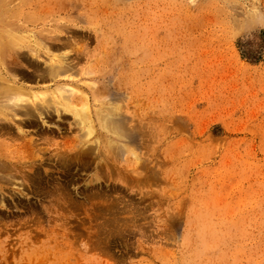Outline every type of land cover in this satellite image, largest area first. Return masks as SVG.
Returning a JSON list of instances; mask_svg holds the SVG:
<instances>
[{
  "label": "rangeland",
  "instance_id": "obj_1",
  "mask_svg": "<svg viewBox=\"0 0 264 264\" xmlns=\"http://www.w3.org/2000/svg\"><path fill=\"white\" fill-rule=\"evenodd\" d=\"M98 2L0 0V84L94 124L44 91L48 122L0 136L27 164L0 171V264H264V0ZM142 32L159 63L131 65ZM56 54L74 71L29 79Z\"/></svg>",
  "mask_w": 264,
  "mask_h": 264
},
{
  "label": "bare ground",
  "instance_id": "obj_2",
  "mask_svg": "<svg viewBox=\"0 0 264 264\" xmlns=\"http://www.w3.org/2000/svg\"><path fill=\"white\" fill-rule=\"evenodd\" d=\"M92 3H93V5L99 6L98 0H92ZM22 38H21V40H22ZM139 38L144 40L143 41V43L145 44L144 51H143L141 58L132 62L131 65H135L134 63H137V62L141 63V61H142V63H144V60H149L151 62H156V63L158 62L159 63L160 59L162 58V55L157 51V49H155V46H153V43L151 44L152 35L148 32H142L139 35ZM23 40H24V38H23ZM161 47H162V45H161ZM32 50L34 51V49H32ZM18 54H20L21 56L23 55V53H18ZM65 59H66L65 55L56 54L50 58V60H49L50 64L47 67H43V66L40 67L39 65L36 64L35 66H33V71L35 73L33 74V76L29 77V79H32V80H35L38 82V81H40V79L50 78V79L55 81V84L59 83V80H60L59 76H61L65 71L66 72L69 70L74 71V68H75V66H74V64H72V62H68V61L65 62L64 61ZM142 72L144 73V70H142ZM146 72H147V69H146ZM0 86L2 87V89L5 92H7V94L9 93V94H12L15 96L14 100H12L11 102L6 101V102L2 103V105L0 107L1 108L0 114H2L0 119L6 120V122L5 121L0 122V136H5V135L8 136L9 135L11 138H17L16 136H25V133L27 132L26 129L24 128L25 125H32V126L40 127L39 123H38V119H40L44 123L48 122V119H46V115H48L46 113V110L49 112L48 107H49L50 103H48V102L44 103L43 102L44 105H39L36 102V98L38 97V95L44 91H50L51 93L54 94L53 96L56 95L55 96L56 99H54L52 101V103L55 105L54 109L57 112L58 116H60V114L62 112H70L73 115V117L75 118V120H77V123L81 126V128L85 129L84 133L86 135H90L94 131L93 118H92L91 111L88 107L87 102L77 104L68 95H66V96L63 95V91L59 95L58 90H57V86H59V85H56V86H53V85L50 86L49 85V86H46L45 88H43L41 90L42 86L41 87L28 86V85L21 84V83L19 84L17 81H16V83L14 81H12L11 83L2 82L0 84ZM71 90H72V92L75 91V89H73V88ZM119 109H120V107L118 104H113L107 108L106 113L99 115V119H100L102 125L105 128H107L108 130H110L112 133H115V134H121L123 131L122 127H121V122L114 119V117H113ZM18 112H21L22 114H24L26 116L25 118H27V122H24L22 120V118H20V120H15V117H16ZM21 120H22V122H21ZM40 131H42V130L40 129ZM82 135H83V133H82ZM45 137H47V136H45ZM48 137H51V136H48ZM3 144L4 143L0 141V171H2V170L8 171L9 170L10 172H13V171L18 170L19 167L22 168L25 165H27L25 162H21L20 158L23 157L22 155H19V156L15 155V152H13V150H10L8 147H4L5 144L4 145ZM92 150L93 149H91L90 151H92ZM31 152L35 153L34 149H32ZM63 152L64 151H62V152L60 151V153H63ZM35 161L36 160L31 161L30 164L33 165L35 163ZM24 163H25V165H24ZM37 173L38 172L30 174L27 172L26 174H24V176H26L29 180L31 179L33 181V180H35ZM16 175L18 176V174H14V176H16ZM2 183H3V178H0V190L1 191L3 189Z\"/></svg>",
  "mask_w": 264,
  "mask_h": 264
}]
</instances>
